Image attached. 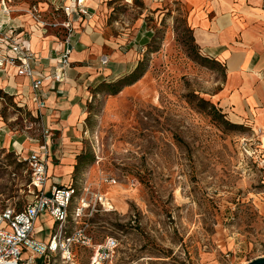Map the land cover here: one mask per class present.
Returning a JSON list of instances; mask_svg holds the SVG:
<instances>
[{"label":"rangeland","instance_id":"374dc122","mask_svg":"<svg viewBox=\"0 0 264 264\" xmlns=\"http://www.w3.org/2000/svg\"><path fill=\"white\" fill-rule=\"evenodd\" d=\"M165 8L145 18L153 37L128 70L94 83L85 116L52 135L48 177L53 172L59 183L111 200V212L83 218L94 243L119 240L104 264H248L264 256V157L247 126L213 100L224 69L196 43L186 7L174 1ZM138 65L139 79L124 85ZM10 93L0 87V206L21 207L30 195L21 157L45 139L32 112ZM25 140L34 147L20 154L16 143ZM40 224L38 237L45 239L48 218L37 221L36 231ZM92 253L79 247L74 264H90Z\"/></svg>","mask_w":264,"mask_h":264},{"label":"crops","instance_id":"0c3cea01","mask_svg":"<svg viewBox=\"0 0 264 264\" xmlns=\"http://www.w3.org/2000/svg\"><path fill=\"white\" fill-rule=\"evenodd\" d=\"M174 1L186 7L188 25L201 51L224 69V80L213 100L232 122L247 126L264 157V0H84L90 14L72 12L69 17L61 8L76 0H0V20H6L19 39H27L37 55L35 75L44 79L47 107L43 112L52 135L70 130L85 116L83 106L94 83L128 70L138 47L149 44L153 37L149 29H144L145 18L149 14L164 15L168 12L165 6ZM4 10L9 11V18L3 15ZM38 14L45 21L68 18L74 27L73 50L63 82H53L52 73L65 33L42 27ZM129 20L132 27L118 26L120 21L126 25ZM133 27H137L134 32ZM104 58L106 64L102 63ZM0 87H8L21 104L35 111L31 80L17 75L16 69L11 68L8 74L0 72ZM52 135L47 140L48 166L53 157ZM16 144L21 153L25 147L26 152L34 147L28 140ZM54 175L50 172L47 189L71 184L59 183ZM41 218H48L50 228L53 226L48 213L41 214L37 221Z\"/></svg>","mask_w":264,"mask_h":264},{"label":"built area","instance_id":"2783aa9c","mask_svg":"<svg viewBox=\"0 0 264 264\" xmlns=\"http://www.w3.org/2000/svg\"><path fill=\"white\" fill-rule=\"evenodd\" d=\"M61 9L67 17L72 12L90 14L84 0H76L75 4L65 5ZM34 12L40 13L37 9ZM3 15L10 17L8 10H4ZM37 17L40 18L42 27H51L65 33L58 62L52 73L53 82H63L73 50L74 27L68 18L62 21H45L41 19V14ZM10 28L12 27L7 26L6 20H0V72L8 74L14 68L17 75L31 80V99L35 103L32 114L45 141L39 144L38 150H32L27 156L21 157V160L27 162L29 197L21 207L14 204L0 206V264H74L79 247L92 249L90 264H104L114 256L119 240L115 236H107L103 242L94 243L88 232V222L83 218L99 211L111 212L113 204L106 194L92 193L90 187H83L81 191L71 183L46 188L49 159L47 140L52 134L43 112L47 107L42 90L44 79L42 75H35L37 55L28 40L19 39ZM107 62V58L102 59L103 64ZM43 213L52 217L53 226L48 229L50 232L46 238L40 239L38 233L43 230L37 228L36 231V222ZM79 220L83 223L82 227H74L72 224L79 223ZM24 252L28 254L23 256Z\"/></svg>","mask_w":264,"mask_h":264},{"label":"trees","instance_id":"16d2710c","mask_svg":"<svg viewBox=\"0 0 264 264\" xmlns=\"http://www.w3.org/2000/svg\"><path fill=\"white\" fill-rule=\"evenodd\" d=\"M139 70V65L136 67V69H135V71L131 74V75H133L134 77L136 76L135 75V72H137ZM125 79H126V77H125ZM124 79V80H125ZM139 79V76L138 77H135L133 80H125V83H124V85H130V84H132V83H134L135 81H137ZM115 86V85H114ZM116 86H117V84H116ZM121 90V88L120 87H118V88H116V89H114V90H112L113 92V94H116V93H118L119 91ZM201 101H202V103H209L207 100H205V99H203V98H201L200 99ZM233 124V123H232ZM236 125V124H235Z\"/></svg>","mask_w":264,"mask_h":264},{"label":"water","instance_id":"95a60500","mask_svg":"<svg viewBox=\"0 0 264 264\" xmlns=\"http://www.w3.org/2000/svg\"><path fill=\"white\" fill-rule=\"evenodd\" d=\"M248 264H264V256L258 257L252 261H250Z\"/></svg>","mask_w":264,"mask_h":264}]
</instances>
